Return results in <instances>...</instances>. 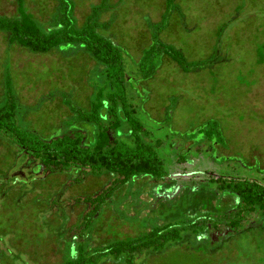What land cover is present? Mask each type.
Returning a JSON list of instances; mask_svg holds the SVG:
<instances>
[{"label": "rangeland", "instance_id": "obj_1", "mask_svg": "<svg viewBox=\"0 0 264 264\" xmlns=\"http://www.w3.org/2000/svg\"><path fill=\"white\" fill-rule=\"evenodd\" d=\"M74 1L80 25L100 0ZM26 2L47 26L56 2ZM110 2L113 8L101 20L109 19L113 11L112 17H117L112 32L127 47L128 93L151 138L162 140L157 150L168 177L164 181L152 176L131 179L107 200L86 231L83 198L107 186V175L74 179L62 172H46L23 151L16 160L0 157V236L13 233L23 249L21 258L30 264L68 259L70 246L82 236L103 246L142 235L170 219L180 225L204 217L217 220L216 214L227 207L217 204L222 195L216 194L218 183L213 177H247L264 184V0H180L186 26L165 31L163 40L181 47L190 59L215 53L221 61L211 69L185 73L165 60L143 85L140 78H130L137 73L131 60L148 45L149 20H160L165 0ZM0 14L15 15V0H0ZM219 28L223 34L217 49ZM7 46L0 34V99L4 63L10 59L19 102L29 108L25 107L27 120L45 136L57 134V125L70 115L59 91L71 92L84 105L90 80L99 74L83 51L40 54ZM50 93L57 96L43 103ZM167 107L172 108L169 114ZM210 120L218 121L225 141L203 139L199 130ZM111 134L115 136L113 130ZM119 139L131 143L127 133ZM6 149L0 145V153ZM216 228L210 225L197 235L184 231L182 241L146 252L133 264H264V214H252L238 232L223 223ZM0 249L8 255L16 253L17 242L8 235L0 239ZM103 255L96 256L97 264H127Z\"/></svg>", "mask_w": 264, "mask_h": 264}, {"label": "trees", "instance_id": "obj_2", "mask_svg": "<svg viewBox=\"0 0 264 264\" xmlns=\"http://www.w3.org/2000/svg\"><path fill=\"white\" fill-rule=\"evenodd\" d=\"M54 1L55 10L47 26L31 12L26 0H15V15L0 14V34L4 36L7 47L9 49L18 47L40 54L53 51L62 54L71 49L83 51L84 58L92 62V69L96 70L99 77L87 79L90 80L91 91L84 105L76 101L71 92L59 91L60 101L62 105L67 106L70 115L57 125L59 129L57 134L50 133L51 135L45 136L33 129L27 120L29 115L27 107L19 102L15 91L14 77L9 65L11 60H8L10 63L5 61L0 99V145L6 146L7 149L0 153V157L12 159L24 152L27 157L39 161L44 171L62 172L74 179L89 174L107 175L110 178L107 186L83 198L86 209L83 211L82 224L83 230L87 231L101 207L115 191L131 179L152 176L158 181H164L168 177V172L157 150L162 140L151 138V132L138 117L136 105L128 93L127 47L117 42L112 32L117 17L115 19L112 17L113 11L109 19L101 20L102 14L110 12L113 8L112 3H109V0H100L92 6L79 25L74 15L76 7L74 0ZM179 1L165 0V10L160 20H149L151 27L148 45L143 47L138 58L131 60L137 73L131 72L136 77L130 78H140L142 85L155 77L165 60L174 62L185 73L211 69L215 63L221 61L220 56H216L215 53L200 59H190L181 47L163 40L162 34L165 31L179 25L186 26V16ZM220 28L217 34L221 35L216 39L215 45L217 49L221 47L223 34V29ZM51 96L52 93L45 96L44 100L42 99L43 103L50 100ZM56 96L57 93L52 99ZM165 110L168 114L172 112L171 107ZM111 130L115 134L114 137ZM199 131L206 141H225L217 120H210ZM123 133L128 134L131 143L119 139ZM212 179L218 183L216 194L222 195L219 194L221 199L217 204L227 207L225 211L216 214L217 220L204 217L185 220L186 222L180 225L170 219L142 235L116 239L103 246L97 242L96 244L94 239H83L82 236L77 244L73 242L70 246L71 256L58 264H97L96 256L100 257L103 254L109 259H115L116 262L133 264L138 256L146 252H156L172 242L182 241L185 237L184 231L197 235L210 225L216 228L218 223H223L238 232L252 214L257 211L264 214V184L247 177L230 178L221 175ZM209 212L207 211V214ZM220 232L218 229L217 234L220 235ZM8 235L16 240L18 251L8 255L0 249V262L30 264L21 258L23 249L13 233L3 234L0 239Z\"/></svg>", "mask_w": 264, "mask_h": 264}]
</instances>
